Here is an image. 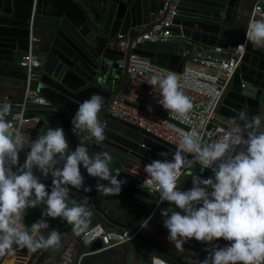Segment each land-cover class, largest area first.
<instances>
[{"label": "water", "instance_id": "obj_1", "mask_svg": "<svg viewBox=\"0 0 264 264\" xmlns=\"http://www.w3.org/2000/svg\"><path fill=\"white\" fill-rule=\"evenodd\" d=\"M33 2L0 0V85L20 88L24 84L26 74L19 67V61L28 49L30 31L37 40L38 51L44 56L36 89L50 105L26 111V117L37 116L39 119L23 127V133L34 139L42 128L62 127L67 139V131L72 126L71 120L78 105L91 95L99 94L103 98V107L98 118L106 125V138L98 145L89 136L88 144L92 150L99 154L108 152L112 160L118 163L127 156H133L149 164L152 160L164 159L158 155L161 152H166V158L172 159L177 152L172 145L107 113L108 105L126 79L125 71L118 68L116 61L127 58L130 52L149 58L157 66L177 72L181 70V56L169 52L164 45L143 41L131 48L140 27H145L142 31L145 32L162 19L165 0H36L34 8ZM240 6L241 0H178L177 14L170 29L202 44L224 47L229 44ZM116 35L128 38L126 52L109 47L108 42ZM14 110L18 111V107ZM241 113H246L249 118L264 114V47H257L249 41L217 109L220 117L249 132L251 129L247 121L240 118ZM261 123L264 127V119ZM85 133L71 138L70 150L75 149L78 139ZM19 159L23 163L24 152L20 153ZM80 171L85 186L92 190L86 193L83 189H70L69 206L71 200L86 201L91 213L98 212L120 226L109 214H122L118 207L127 192V184L122 186L118 196H104L95 189L97 178L89 176L82 165ZM117 172L112 171V174ZM190 173L203 178L213 175L204 168L189 170L178 181V184L182 182L181 190L192 187ZM34 174L50 191L51 177H42L35 168ZM118 179L133 182L122 172H119ZM101 183L106 184L107 181ZM144 196L154 198L148 193ZM144 203L142 213L150 212L147 216H141L140 230L130 246L169 264H192L207 255L205 243L195 239L186 242L183 249H177L168 241V230L163 226L164 218L160 214L162 208L168 207V202L161 203L154 211L150 203ZM150 214L149 227H141ZM66 233L58 247L48 250L50 256L46 264H54L66 248L73 231L68 229ZM223 241L221 239L217 243L221 246ZM100 247V241L96 240L90 249Z\"/></svg>", "mask_w": 264, "mask_h": 264}, {"label": "clouds", "instance_id": "obj_2", "mask_svg": "<svg viewBox=\"0 0 264 264\" xmlns=\"http://www.w3.org/2000/svg\"><path fill=\"white\" fill-rule=\"evenodd\" d=\"M246 39L264 47V14L250 21ZM147 83L159 86L162 99L158 103L165 110L189 120L192 103L179 89L175 75L155 72ZM102 107L99 94L82 101L71 120L73 132L90 133L96 144H102L106 138V125L98 118ZM11 112V104H0V257L14 255L16 248L36 252L58 247V230L51 229L46 237L43 234L49 229L48 217L67 221L77 235L86 229L92 215L87 202L71 200L69 206L70 189L92 190L84 184L81 165L89 176L97 178L95 189L101 195L118 196L126 183L118 179L119 172L112 174L113 158L108 152L92 157L82 144L70 150L62 127L42 128L33 139L20 127L10 126L6 117ZM240 118L251 129L246 137L233 128L224 139L202 146L200 133L193 128L181 134L180 150L172 159L161 152L158 155L164 159L152 160L144 167L145 186L159 194L157 207L168 202V207L160 210L168 241L177 249L192 239L206 245L207 255L192 264H264V114L249 118L241 113ZM21 152L25 153L23 163ZM182 153H194L196 161L213 175L203 178L190 173L192 187L181 190L182 168L190 166ZM34 168L42 177H51L50 191ZM41 203L46 204V211L29 229L24 224L27 210ZM151 218L152 214L141 227H149ZM221 239L229 243L220 246L217 241Z\"/></svg>", "mask_w": 264, "mask_h": 264}, {"label": "built area", "instance_id": "obj_3", "mask_svg": "<svg viewBox=\"0 0 264 264\" xmlns=\"http://www.w3.org/2000/svg\"><path fill=\"white\" fill-rule=\"evenodd\" d=\"M177 2L178 0H165L161 11L163 14L162 19L146 29L145 32H142L145 27H140L137 31L139 35L132 42L131 48L136 43H142L143 41L166 45L177 39L179 41L178 54L183 62L181 70L177 72L157 66L151 63L149 58L130 52L127 58L122 57L116 61L118 68L125 71L126 79L122 88L114 95L108 105L107 113L114 118L150 133L172 145L177 151L180 150L181 134L189 132L193 128L199 131L202 146L203 144L224 139L233 128H239L240 133L246 137L244 134L245 130L243 131L238 125L227 121H218L217 119L220 116L217 114V109L245 52V47L248 43L246 39L248 26L245 37L240 43H229L224 47L202 44L170 29L172 21L177 14ZM35 4L36 0L33 2V8ZM261 14H264V0H253L248 25L253 18L260 19ZM32 20L33 13L30 17V30L32 29ZM36 42V38L30 31L28 49L19 61V67L26 74L22 85L23 94L21 100L14 102L8 96L0 100V104L7 102L12 105V112L6 119L13 128L20 127L22 129L38 121L39 117L37 116L26 117L28 109L50 105L36 89L38 71L44 61V56L38 51ZM108 45L110 48H117L126 52L128 38L116 35L108 42ZM155 72L173 74L177 77L179 89L184 95L189 97L192 103V109L188 113V121L176 118L173 112L165 110L158 103L162 99L159 86L152 87L147 83ZM15 107H18V111L14 110ZM149 107H151V111H149ZM67 134L68 143H70L72 137L77 135L73 132L72 126L68 129ZM89 136V133H85L78 139L77 143L85 146L89 155L95 157L99 153L90 148L88 144ZM182 154L190 162V166L182 168L183 174L193 170L191 168L193 164H197L198 169L203 168V165L196 161L194 153ZM145 165L146 163L143 161L133 156H127L121 163L112 160L110 168L112 171L116 170L128 175L142 189L154 196L153 199H146L151 204L152 211H154L159 202V194L145 186L144 181L147 177L144 171ZM206 170L209 174H212L211 169ZM139 230L140 227L135 230L126 228L120 230L107 229L101 223L95 222L80 234L77 246L79 254L76 259L71 262L69 260L71 251L64 249L54 264H83L84 258L88 255L130 244ZM96 240L100 241L101 247L89 250L88 247ZM227 243L229 242L223 241L221 246ZM81 248L84 249L82 250ZM0 264L26 263L19 261V257L14 254L0 257ZM150 264L169 263L153 256L150 259Z\"/></svg>", "mask_w": 264, "mask_h": 264}, {"label": "crops", "instance_id": "obj_4", "mask_svg": "<svg viewBox=\"0 0 264 264\" xmlns=\"http://www.w3.org/2000/svg\"><path fill=\"white\" fill-rule=\"evenodd\" d=\"M252 4L253 0H241L240 10L238 11L235 27L231 34L229 43L235 44L243 41L248 26V20ZM164 47L171 53H178L179 41H177V39L172 40L168 44L164 45ZM22 94L23 87L14 88L0 85V100H2L5 96H8V98H10L12 101L19 102L22 98ZM217 120L220 122H229L228 120H225L221 117H218ZM244 134L247 136L248 132L244 131ZM126 184L127 192L124 193L122 200L119 202V210L122 211V215L124 216L133 214V212L136 214L142 213L145 209L144 201H146L147 199L144 195L147 192L134 181L132 183L126 182ZM134 190L136 192H134ZM29 210L30 212L28 213V217L26 216L25 218V225L28 226L30 229L31 224L37 219L41 218V213L46 211V204L41 203L37 206V208H30L27 211ZM127 216L124 218L125 220L118 219V223L120 224V226H117L111 223L106 218H104L100 213L93 212L91 217L89 218V222L87 223L86 229L95 222H99L105 228L113 230L127 228V225L130 226V228L128 229L135 230L139 228L140 224L142 223L141 217L140 219H133L127 218ZM47 220L49 222V229L43 230V234L45 235V237L48 235L51 229H56L61 233V240L64 236H66V232L68 229L73 231V226L68 224L67 221L61 218L52 219L48 217ZM80 234L77 235L73 231V234L65 248L71 251V255L69 258L71 262L75 260L79 254V250L77 249V237H79ZM88 249L90 250V247H88ZM48 250H51V248L39 249L36 252H29L27 249L16 248L15 255L19 257V261L25 262L26 264H46L50 256ZM42 253L43 255H41ZM150 259L151 256L147 255L146 253H143L140 250H137L133 246H130V244H127L121 247H115L112 249L98 252L96 254L88 255L84 258L83 264H150Z\"/></svg>", "mask_w": 264, "mask_h": 264}, {"label": "trees", "instance_id": "obj_5", "mask_svg": "<svg viewBox=\"0 0 264 264\" xmlns=\"http://www.w3.org/2000/svg\"><path fill=\"white\" fill-rule=\"evenodd\" d=\"M149 212H150V210L146 211L144 214H143V213L136 214V213L133 212V214H129L128 216H127V215H126V216H127V218H133V219H134V218H137V219L139 218V219H140V217H141L142 215H144V216L146 215V216H147V215L149 214ZM109 215H110L112 218H115V219L117 220V222H119L118 219L125 220L124 218L126 217V216H124V215H122V214H121V215H119V214H118V215H115V214H113V213H110ZM128 220H130V219H128ZM128 222H129V221H128ZM126 227H127L126 229L130 228L129 225H127ZM130 230H133V229H130ZM81 249L83 250L84 248H81ZM82 250H81V251H82Z\"/></svg>", "mask_w": 264, "mask_h": 264}, {"label": "rangeland", "instance_id": "obj_6", "mask_svg": "<svg viewBox=\"0 0 264 264\" xmlns=\"http://www.w3.org/2000/svg\"><path fill=\"white\" fill-rule=\"evenodd\" d=\"M191 168L193 169V170H198V165L197 164H193L192 166H191ZM149 194V193H148ZM26 216L28 217V215L26 214Z\"/></svg>", "mask_w": 264, "mask_h": 264}, {"label": "flooded vegetation", "instance_id": "obj_7", "mask_svg": "<svg viewBox=\"0 0 264 264\" xmlns=\"http://www.w3.org/2000/svg\"><path fill=\"white\" fill-rule=\"evenodd\" d=\"M29 212H30V210H29V211H27V213H26V214L28 215V213H29ZM25 216H26V215H25Z\"/></svg>", "mask_w": 264, "mask_h": 264}]
</instances>
